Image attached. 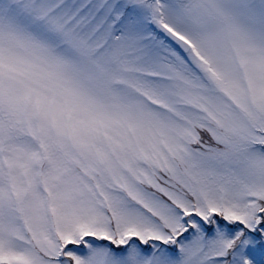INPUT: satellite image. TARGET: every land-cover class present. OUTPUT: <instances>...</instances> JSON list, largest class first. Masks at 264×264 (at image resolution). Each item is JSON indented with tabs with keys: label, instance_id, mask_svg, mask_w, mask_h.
Listing matches in <instances>:
<instances>
[{
	"label": "snow or ice",
	"instance_id": "1",
	"mask_svg": "<svg viewBox=\"0 0 264 264\" xmlns=\"http://www.w3.org/2000/svg\"><path fill=\"white\" fill-rule=\"evenodd\" d=\"M0 264H264V0H0Z\"/></svg>",
	"mask_w": 264,
	"mask_h": 264
}]
</instances>
